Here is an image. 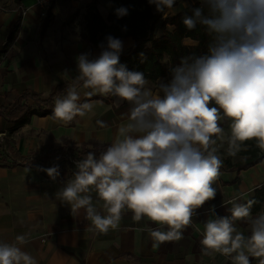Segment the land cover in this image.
I'll return each instance as SVG.
<instances>
[{
  "label": "clouds",
  "instance_id": "obj_1",
  "mask_svg": "<svg viewBox=\"0 0 264 264\" xmlns=\"http://www.w3.org/2000/svg\"><path fill=\"white\" fill-rule=\"evenodd\" d=\"M148 3L165 17L175 14L177 0ZM190 11L182 23L189 32L203 29L207 51L181 57L167 83L160 82L156 90L148 87L144 73L120 63L123 41L107 35L98 56L85 52L76 57L78 75L55 98L53 117L65 123L94 108L92 102H81V87L89 89L85 97L111 95L130 105L117 138L98 157L89 152L76 161L73 178L55 193L73 214L83 210L94 234L116 229L123 213L131 211L134 221L146 217L159 226L145 228L154 246L180 240L197 210L217 195L223 142L232 157L247 141L264 151V0H199ZM115 15L124 17L128 9L119 7ZM225 120L227 136L221 126ZM43 171L53 180L60 175L59 165ZM92 193L103 201L106 214L97 211ZM240 198L222 201L231 205L229 215H218L214 205L209 210L201 251L229 257L231 264H251L250 258L264 264V210L253 216L255 201L239 203ZM238 221L250 235L237 227ZM27 243V234L0 242V264H38L23 250Z\"/></svg>",
  "mask_w": 264,
  "mask_h": 264
},
{
  "label": "crops",
  "instance_id": "obj_2",
  "mask_svg": "<svg viewBox=\"0 0 264 264\" xmlns=\"http://www.w3.org/2000/svg\"><path fill=\"white\" fill-rule=\"evenodd\" d=\"M0 1L4 7L0 11V47H5L0 56V109L8 111L25 92L46 100L57 87L64 86L59 96L64 95L78 75L76 57L88 52L94 58L101 51L84 40V12L95 4L106 20L110 0H52L46 13L34 5V0ZM18 6L27 9L24 15L17 10ZM47 13L49 23L42 32ZM14 29L15 34L8 41ZM162 34L155 22L154 38ZM121 40L122 53L134 46L130 38ZM170 80L171 74L149 81L148 87L156 90L160 82ZM85 91L89 89L81 87V102L86 98ZM92 97L105 98L108 102L89 101L94 104L92 112L68 123L32 115L27 124L15 127L0 114V242L12 243L17 235L27 234L29 243L22 248L38 264H231L229 257L202 253L204 223L210 218L213 205L218 215H229L227 207L231 205L222 206V201L233 196L241 197L239 203L253 199V216L264 210V158L245 170L221 166L214 185L215 199L197 210L180 240L154 246L145 228L159 226L146 217L134 221L131 211L123 213L116 229L94 234L88 230L91 222L84 218L83 210L75 215L69 205L55 197L73 178L76 161L83 159L78 155L79 150L73 154L66 149L90 143L110 145L117 138L119 127L127 122L123 114L129 110L128 102L100 94ZM221 126L225 135H229V122L225 120ZM25 157L40 165L35 166L31 161L17 163ZM54 165H59L60 172L56 180L43 171ZM92 196L97 211L106 214L103 201L95 193ZM237 227L250 235L244 222L238 221ZM250 260L251 264H258V258Z\"/></svg>",
  "mask_w": 264,
  "mask_h": 264
},
{
  "label": "trees",
  "instance_id": "obj_3",
  "mask_svg": "<svg viewBox=\"0 0 264 264\" xmlns=\"http://www.w3.org/2000/svg\"><path fill=\"white\" fill-rule=\"evenodd\" d=\"M17 3L19 0H15ZM111 7L106 20L102 18L95 4L88 6L84 12V40L94 48L105 40L107 35H112L119 39L130 38L134 41V46L127 52L121 53L120 63L125 64L129 70L144 73L150 82H155L160 78L168 77L170 68L180 63L181 57L190 54H202L207 51L209 37L202 28L189 32L182 23L184 15L191 14V8L199 6V1L194 2L187 10L178 12L172 16L160 19L159 27L163 34L154 38L155 20L158 13L154 5H150L148 0H110ZM126 7L128 15L118 18L115 9ZM162 15V14H161ZM47 13L43 23L42 32L49 23ZM15 34V29L11 32L8 41ZM199 43L198 47H187L188 44ZM5 47H0V56L4 53ZM64 86L56 88L54 94L46 99H41L37 94L23 93L14 106L8 111L0 109V114L5 115L9 122L15 127L27 124L32 115L37 117H53L55 98L59 96ZM109 95L108 97H110ZM101 99L108 102L105 98L86 97L84 101ZM69 143V142H67ZM247 147L237 153L240 157L235 163H231L232 156L227 155V142L220 148L218 155L223 160V168L245 170L259 163L264 158V151L255 146V141L245 142ZM91 146V148H90ZM109 145L90 143L82 147H68V153H75L83 159L89 152L99 154L106 150ZM264 189V187H262Z\"/></svg>",
  "mask_w": 264,
  "mask_h": 264
},
{
  "label": "built area",
  "instance_id": "obj_4",
  "mask_svg": "<svg viewBox=\"0 0 264 264\" xmlns=\"http://www.w3.org/2000/svg\"><path fill=\"white\" fill-rule=\"evenodd\" d=\"M52 0H34V5L36 7H39L40 9H42L44 11V13H46L49 8H50V3H51ZM3 4L1 3L0 1V11L3 10ZM17 10L21 13V15H24L27 11L26 8H23L21 6H18L17 7ZM2 150H4L3 147H1ZM24 161H31L33 165L35 166H39L40 164L38 162H35L33 161V159L31 157H25L24 160H19L17 161V163L21 164L23 162L24 164Z\"/></svg>",
  "mask_w": 264,
  "mask_h": 264
},
{
  "label": "rangeland",
  "instance_id": "obj_5",
  "mask_svg": "<svg viewBox=\"0 0 264 264\" xmlns=\"http://www.w3.org/2000/svg\"><path fill=\"white\" fill-rule=\"evenodd\" d=\"M191 1L192 2H196V1H199V0H177V3H176V5L174 6V8H175V13L177 12V11H179V10H181V11H184V10H187L189 7H190V5H192L191 4ZM186 2H188L189 3V5H188V7H185L184 5H185V3ZM187 3V4H188ZM158 15V17L156 18V20H155V22H157V25H160V23H161V20H159V19H164V17H163V15H159V14H157ZM171 15V14H170ZM170 15H168V16H170ZM167 16V17H168ZM240 159V157H232L231 158V163H235L237 160H239Z\"/></svg>",
  "mask_w": 264,
  "mask_h": 264
}]
</instances>
